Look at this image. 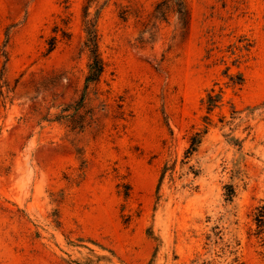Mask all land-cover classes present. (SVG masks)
<instances>
[{"label": "rangeland", "instance_id": "1", "mask_svg": "<svg viewBox=\"0 0 264 264\" xmlns=\"http://www.w3.org/2000/svg\"><path fill=\"white\" fill-rule=\"evenodd\" d=\"M72 262L264 264V0H0V264Z\"/></svg>", "mask_w": 264, "mask_h": 264}, {"label": "trees", "instance_id": "2", "mask_svg": "<svg viewBox=\"0 0 264 264\" xmlns=\"http://www.w3.org/2000/svg\"><path fill=\"white\" fill-rule=\"evenodd\" d=\"M88 16V12H85V19ZM85 33H86V41H85V47L87 51L89 52V75L87 77L88 82L96 81L100 78L101 74L104 70V64L101 57V54L99 52V44H98V34L95 29L94 24L87 22L85 20ZM55 41V39H54ZM54 49V43L52 42V46L50 51ZM209 98V109L211 110L214 107V103L216 102L214 97L211 95ZM198 137V135H197ZM197 137H195V142L192 144V147L190 149V152H194L196 149L197 144ZM73 264H89V263H83V262H72Z\"/></svg>", "mask_w": 264, "mask_h": 264}]
</instances>
